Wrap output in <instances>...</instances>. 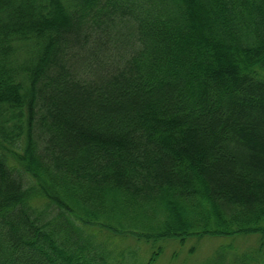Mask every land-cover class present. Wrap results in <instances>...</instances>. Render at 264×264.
<instances>
[{"label": "trees", "instance_id": "16d2710c", "mask_svg": "<svg viewBox=\"0 0 264 264\" xmlns=\"http://www.w3.org/2000/svg\"><path fill=\"white\" fill-rule=\"evenodd\" d=\"M206 235L264 264V0H0V264Z\"/></svg>", "mask_w": 264, "mask_h": 264}, {"label": "rangeland", "instance_id": "374dc122", "mask_svg": "<svg viewBox=\"0 0 264 264\" xmlns=\"http://www.w3.org/2000/svg\"><path fill=\"white\" fill-rule=\"evenodd\" d=\"M257 245V235H206L188 237L181 243L177 240H170L162 243V249L154 264H226L233 255L247 253L256 249ZM132 246L134 248L135 245ZM218 250L224 252L221 260L218 256L217 260L215 258ZM136 251L143 261L147 258V251L143 249H137ZM262 254L264 258V248Z\"/></svg>", "mask_w": 264, "mask_h": 264}]
</instances>
